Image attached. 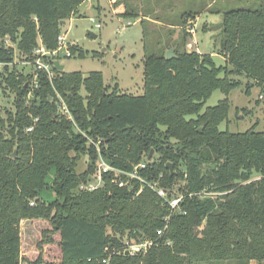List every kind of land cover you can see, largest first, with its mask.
Wrapping results in <instances>:
<instances>
[{
  "label": "trees",
  "instance_id": "obj_1",
  "mask_svg": "<svg viewBox=\"0 0 264 264\" xmlns=\"http://www.w3.org/2000/svg\"><path fill=\"white\" fill-rule=\"evenodd\" d=\"M115 1L118 9L123 0ZM85 3L0 0V63L12 64L16 55L30 58L40 43L54 51L63 22ZM259 3L258 10L223 14L225 65L212 53L187 50L185 38L173 44L171 60L166 50L149 54L145 45L140 96L107 87L100 71L85 76L54 69L53 80L39 71L35 88L33 73L4 67L0 79L3 90L15 94V110L0 114V264H102L106 248L141 239L155 242L146 255H115L112 263L264 264V133L220 130L229 121L228 96L242 85L237 77L264 88V0ZM132 7L126 3L120 17L139 18ZM192 15L185 14L180 25ZM71 53L89 55L78 46ZM215 91L225 99L206 108ZM60 98L73 121L61 113ZM90 139L102 141L101 156L116 169L127 173L153 151L141 171L149 182L163 174L161 185L171 191L178 184L183 194L207 191L213 197H186L181 205L187 213L172 214L148 187L139 196L138 182L120 188L114 173L105 174L93 192L82 191L100 158ZM83 156L87 168L77 172ZM26 220H45L51 228L44 229L34 261L21 255ZM52 244L57 263L48 258Z\"/></svg>",
  "mask_w": 264,
  "mask_h": 264
},
{
  "label": "rangeland",
  "instance_id": "obj_2",
  "mask_svg": "<svg viewBox=\"0 0 264 264\" xmlns=\"http://www.w3.org/2000/svg\"><path fill=\"white\" fill-rule=\"evenodd\" d=\"M126 3L134 6L132 8L140 19L118 15V11L125 12ZM259 8V0H123L118 9L115 0H86L69 21L63 22L60 34L66 33L70 43H76L89 55L86 59L79 58L77 54L71 59L62 57V65L67 73L82 72L85 76L100 71L104 74L107 87H118L120 93L140 96L144 91L145 45L149 54L159 55L164 50L167 54L174 43L185 38L187 50L215 53L216 63L225 65L221 50L223 14L230 10ZM188 13H193L192 17L186 25H180ZM92 18L96 22H92ZM97 24L102 27L97 28ZM89 31L98 38L88 35ZM18 69L25 74L32 73L30 67ZM236 79L242 85L228 96L231 101L229 121L223 123L220 130L243 133L254 128L256 132L264 133V97L261 98L264 88L247 77ZM1 81L0 114L5 116L7 110H15V94L8 89L3 90ZM82 94L85 95V92L82 91ZM225 97L221 91H215L206 108L218 105ZM87 161L88 157L83 156L77 172L86 170ZM21 228L22 258L34 261L44 237L43 231L50 225L45 220H26L21 223ZM53 240L57 243L58 237H53ZM52 246L56 252H50L48 258L57 263L59 252L55 244Z\"/></svg>",
  "mask_w": 264,
  "mask_h": 264
},
{
  "label": "built area",
  "instance_id": "obj_3",
  "mask_svg": "<svg viewBox=\"0 0 264 264\" xmlns=\"http://www.w3.org/2000/svg\"><path fill=\"white\" fill-rule=\"evenodd\" d=\"M92 22H96L95 19L92 18ZM101 24H97V28H101ZM7 44L11 46L10 41L7 40ZM77 46L76 43L72 42L70 43L68 41V37L66 36V33L59 35V41H58V47L54 51L47 50L42 43L36 48L33 53L32 57H24L19 58L18 55H16L15 61L12 64L7 63H0V73L4 71L5 66H9L10 68L13 66H18V68L22 67H30L32 70V73L34 74V80L32 87H37V80H38V73L39 71L47 73L50 80H53L56 77L55 69V63L58 61L60 64H62V57L64 58H73L74 54L71 53V49L73 47ZM264 97L261 96V98ZM60 111L61 113L68 119L73 121L72 115L68 109V107L65 105L63 100L60 98ZM36 121V120H35ZM32 128L29 129L31 131ZM90 143H93L95 145L96 151L98 156H100L97 167H96V175L93 177H90V182L87 184H83L80 186V189L82 191L86 192H93L95 189L101 187L104 182V175L105 174H111L114 173L113 182L117 184L120 188H126V187H134V183H139V191L137 192V196H139L145 187H148L149 189L153 190L162 200H164L165 203L168 204V206L171 207V213L172 214H186L187 211L185 208L181 205L182 202H184L186 197L193 198L194 196H199L201 199H207L212 198L213 195L207 191L200 192L197 194L194 193H188L183 194V192H179L177 187L178 184L173 187V191L171 189H167L164 186L161 185L163 181V174L160 176V179L155 182H149L146 178H144L141 175V171H144L148 165H149V157L145 159V161L141 162L140 164L136 165L131 171H128L127 173L114 168L113 166L109 165L103 156H101V150L100 145L102 141L94 142V140L90 139ZM125 178V179H124ZM34 203H31L33 205ZM171 216L165 218V223H167L164 227V229L158 231V236H163L165 230L169 226V219ZM155 244L154 241L150 239H141L140 241L136 240H125L123 245L120 248L111 249L110 247L106 248V255L102 259V264H113V256L115 255H125V256H138V255H146L148 250ZM128 254V255H127Z\"/></svg>",
  "mask_w": 264,
  "mask_h": 264
},
{
  "label": "water",
  "instance_id": "obj_4",
  "mask_svg": "<svg viewBox=\"0 0 264 264\" xmlns=\"http://www.w3.org/2000/svg\"><path fill=\"white\" fill-rule=\"evenodd\" d=\"M87 33H88V35L92 36L94 39H97L98 38V36H96L95 34H93L91 31H89ZM174 50H175L174 47L171 48L170 50H168V52L166 54V58L168 60H171L173 58H176V54H175V51ZM55 70H57V71H64V66L62 64H60L58 61H56V63H55ZM17 152H18V149L15 148L14 149V152L12 153V158H16L17 157ZM149 155H150L149 156V160H151L152 159V156H153V151H151ZM168 168H169V171L171 172V174H174V172H173V169H174L173 168V165L168 164ZM196 235L198 236L199 233L196 232Z\"/></svg>",
  "mask_w": 264,
  "mask_h": 264
},
{
  "label": "crops",
  "instance_id": "obj_5",
  "mask_svg": "<svg viewBox=\"0 0 264 264\" xmlns=\"http://www.w3.org/2000/svg\"><path fill=\"white\" fill-rule=\"evenodd\" d=\"M118 15L121 16L122 13L118 11ZM167 25H169L170 28L175 29V28H173V25H170V24H167ZM165 26H166V25H165ZM176 28H177V27H176ZM198 52H199V51H198ZM199 53H201V52H199ZM206 54H207V53H206ZM212 54L215 56V53H212Z\"/></svg>",
  "mask_w": 264,
  "mask_h": 264
}]
</instances>
